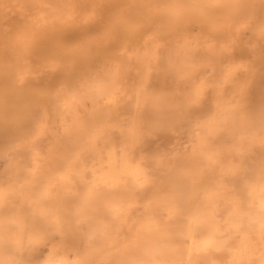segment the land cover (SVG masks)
<instances>
[{
    "label": "bare ground",
    "instance_id": "obj_1",
    "mask_svg": "<svg viewBox=\"0 0 264 264\" xmlns=\"http://www.w3.org/2000/svg\"><path fill=\"white\" fill-rule=\"evenodd\" d=\"M2 161L0 264H264V0H0Z\"/></svg>",
    "mask_w": 264,
    "mask_h": 264
},
{
    "label": "rangeland",
    "instance_id": "obj_2",
    "mask_svg": "<svg viewBox=\"0 0 264 264\" xmlns=\"http://www.w3.org/2000/svg\"><path fill=\"white\" fill-rule=\"evenodd\" d=\"M183 141L186 142L185 139H183ZM2 162H3V163L0 164V171H1V169H2V167H3V164H4V161H2Z\"/></svg>",
    "mask_w": 264,
    "mask_h": 264
}]
</instances>
